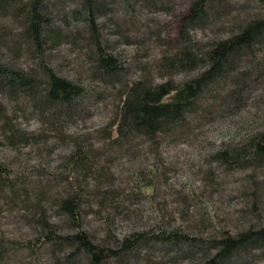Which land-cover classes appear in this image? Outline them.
Instances as JSON below:
<instances>
[{"label":"trees","instance_id":"obj_1","mask_svg":"<svg viewBox=\"0 0 264 264\" xmlns=\"http://www.w3.org/2000/svg\"><path fill=\"white\" fill-rule=\"evenodd\" d=\"M176 2L0 0V102L6 108L0 121L11 145L40 143L42 139L14 126L8 116L12 105L28 107L59 139L67 136L68 126L89 118L98 102L108 98V91L99 92L61 76L50 66L51 53L65 42L75 45L77 40L83 41L91 75L98 83L113 87L119 101L114 118L97 132L98 148L77 141L73 152L51 170L34 169L47 179L45 188H50L49 183L67 188L57 194L54 205L68 221L69 232L51 221L40 201L29 204L34 192H26L24 209L32 213L36 236L27 241L1 236L0 264L14 251L35 254L45 248L59 264H139L142 253L153 249L151 245H161L162 251L176 256L174 260L187 258V264H264V219L259 204L264 195V126L222 143L211 155L228 173L249 172L246 198L252 206L242 214L253 215L256 223L235 233L223 230L219 236L206 237L181 225L167 228L161 221L156 229L134 233L113 246L97 244L82 231L85 200L80 180L98 182L97 190L89 195L100 199L107 211L113 210L119 196L115 197L116 191H101L112 185L101 182L109 180L104 170L118 159L108 158L107 153L126 145L115 154L130 157L133 150L157 149L167 140L182 142L220 117L241 115L251 103L264 105L260 93L264 85V0H192L171 51L157 60L156 72L146 73L150 64L138 66L134 59V68L146 74L127 80L130 69L126 62L106 45L102 31L106 21L114 20L117 32L123 30L122 24L134 29L130 39H153L160 34L146 30L145 16L167 13ZM199 34H204V39ZM194 72L197 75L182 83L174 81L178 75ZM63 117L66 123L60 126ZM154 166L149 172H137L132 187L135 196H155L159 172ZM42 184H32L40 193L36 194L38 200L45 193ZM17 186L7 165L0 162V190L7 189L16 197Z\"/></svg>","mask_w":264,"mask_h":264},{"label":"rangeland","instance_id":"obj_2","mask_svg":"<svg viewBox=\"0 0 264 264\" xmlns=\"http://www.w3.org/2000/svg\"><path fill=\"white\" fill-rule=\"evenodd\" d=\"M191 2L192 0H177L175 7L167 13L151 15L146 13L145 17L148 20L146 30L151 35L160 34V37L153 39L149 38L150 36L145 38L134 36L130 39L134 29L122 24L123 30L117 32L115 21H106L102 30L106 45L126 62V67L130 69L127 80H135L147 72L152 75L156 72L157 60L164 52L171 51L179 34L181 20L189 10ZM72 24L77 26L78 23ZM199 36L204 39L205 35ZM129 40L134 43H127ZM80 41L77 40L75 45L65 42L54 50L51 53L50 66L61 76L94 87L99 92L108 91L109 96L98 102L89 118L68 126L67 136L62 138L61 135L59 139L56 133L49 131L48 126L42 123L39 115L33 114L28 107L19 104L8 108V116L13 119L14 126L28 133L40 135L42 139L40 143L16 142V145H11L4 137V125L0 121V162L7 165L11 179L18 182L16 191H19L15 197L7 189L0 190V237L5 236L16 241L35 238L37 228L31 223L32 213L24 209L25 194L31 191L34 194L30 196L29 204L41 203L51 221L59 224L62 231L64 229L66 230L64 232H69L68 221L57 213L54 205L55 197L57 194L61 195L66 187L62 186L64 184L49 183L50 188H45L47 179L39 176L34 169L45 167L51 170L73 152L77 141L85 142V146L92 145L98 148L100 142L97 132L114 118L119 104L115 89L98 83L91 75L90 65L85 60L82 50L83 41ZM134 59L138 60V66L150 64L151 68H148L146 73L136 70L134 67L137 63ZM197 73L178 75L174 81L182 83ZM156 80L160 82L161 79ZM260 93L264 96V85ZM257 104L251 103L239 116L220 117L217 121L202 126L182 142L174 143L167 140L157 149L146 147L133 150L130 157L115 154L126 148V145L107 153L108 158L116 156L118 159L112 167L107 166L104 170L110 181L103 179L101 182H109L112 185L105 186L101 191L105 189L116 191L115 197L119 196L117 202L113 204V210L107 211L100 205V199L89 195L97 190L98 182L92 178L80 180L79 186L84 191L85 200L82 206V231L87 232L97 244L113 246L134 233L156 229L161 221L167 228L181 225L192 234L206 237L219 236L223 230L235 233L256 223L253 215L246 217L242 214L244 208L252 206L246 198L250 185L247 182L249 172L228 173L218 163L212 161L211 155L222 143L238 140L245 133L264 126V105ZM2 112H6L3 101L0 102V114ZM65 123L66 119L63 117L59 125L63 126ZM153 165L159 172L155 196L152 198L135 196L132 187L137 172H149ZM37 182L43 183L42 188L45 192L39 200L36 194L40 193L32 185ZM259 204L264 219V195ZM151 246L153 248L151 251L142 253L139 264L188 263V259L184 257L174 260L175 255L162 251L161 245ZM7 256L9 260L5 264H59L48 248L35 254L28 250L14 251Z\"/></svg>","mask_w":264,"mask_h":264}]
</instances>
